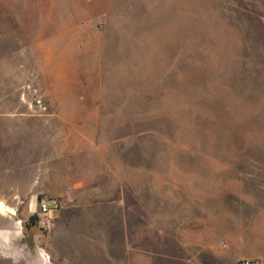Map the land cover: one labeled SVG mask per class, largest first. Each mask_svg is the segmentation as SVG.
<instances>
[{
	"label": "rangeland",
	"instance_id": "rangeland-1",
	"mask_svg": "<svg viewBox=\"0 0 264 264\" xmlns=\"http://www.w3.org/2000/svg\"><path fill=\"white\" fill-rule=\"evenodd\" d=\"M46 174L119 197V264H264V0H0V210Z\"/></svg>",
	"mask_w": 264,
	"mask_h": 264
},
{
	"label": "crops",
	"instance_id": "crops-1",
	"mask_svg": "<svg viewBox=\"0 0 264 264\" xmlns=\"http://www.w3.org/2000/svg\"><path fill=\"white\" fill-rule=\"evenodd\" d=\"M46 175L38 190L41 198L50 199V212L25 208L19 218L17 210H0V264H46L42 252L51 255L50 264H119V197L85 196L90 188L82 187V179L61 189ZM31 189L20 185L0 196H23ZM34 214L36 221L29 223ZM25 227L48 251L28 250L29 237L22 238Z\"/></svg>",
	"mask_w": 264,
	"mask_h": 264
},
{
	"label": "built area",
	"instance_id": "built-area-1",
	"mask_svg": "<svg viewBox=\"0 0 264 264\" xmlns=\"http://www.w3.org/2000/svg\"><path fill=\"white\" fill-rule=\"evenodd\" d=\"M60 200L55 199V206H60ZM38 207L44 212H50L52 210V204L49 198L43 197L38 200ZM250 260H245L244 264H249Z\"/></svg>",
	"mask_w": 264,
	"mask_h": 264
},
{
	"label": "clouds",
	"instance_id": "clouds-1",
	"mask_svg": "<svg viewBox=\"0 0 264 264\" xmlns=\"http://www.w3.org/2000/svg\"><path fill=\"white\" fill-rule=\"evenodd\" d=\"M3 208V205H2V203H0V209H2ZM41 255H44L45 256V261H46V264H50V262H51V255L49 254V253H44V252H42L41 253Z\"/></svg>",
	"mask_w": 264,
	"mask_h": 264
},
{
	"label": "trees",
	"instance_id": "trees-1",
	"mask_svg": "<svg viewBox=\"0 0 264 264\" xmlns=\"http://www.w3.org/2000/svg\"><path fill=\"white\" fill-rule=\"evenodd\" d=\"M36 218H37V215H33L30 220H29V223H34L36 221Z\"/></svg>",
	"mask_w": 264,
	"mask_h": 264
}]
</instances>
